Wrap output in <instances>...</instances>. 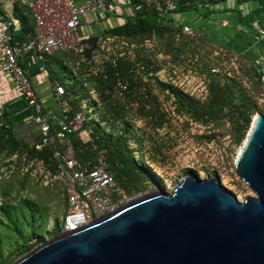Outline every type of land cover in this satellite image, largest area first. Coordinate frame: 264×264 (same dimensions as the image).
I'll return each instance as SVG.
<instances>
[{
    "label": "trees",
    "instance_id": "trees-1",
    "mask_svg": "<svg viewBox=\"0 0 264 264\" xmlns=\"http://www.w3.org/2000/svg\"><path fill=\"white\" fill-rule=\"evenodd\" d=\"M223 1L233 5L227 10L232 16L231 35L227 41L217 38L215 42L213 39L202 36H188L182 33L179 27L160 25L153 15L146 13H138L134 17L120 21L116 28L108 32L110 37L128 45H139L148 41L154 57L158 55L166 57V71L170 78L165 82L160 81L156 75L159 71L158 67L153 69V75L150 77L152 84H144L138 76L135 79L132 76H126L125 71L130 64L123 59H119L115 68L108 66L104 77L102 75L84 77L86 66L78 57L62 54L60 59L55 58V54L45 59L44 74L47 76V81L57 80L65 90L63 95L55 93L52 95L58 112L71 114L80 104L89 103V108L97 118V121L89 119L84 122L83 126L91 130L86 140L67 138L73 149V157L82 163L93 160L98 151H102L114 181L126 196L132 197L153 186L149 184L145 173L152 174L151 165L156 163L158 157H162L163 149L158 147L155 136L145 134L141 129H134V123L139 119L146 121L151 115L153 125H165L169 117L168 103L172 107L171 114L185 115L204 125L226 123L228 129L220 136H228L233 147L239 146L244 139L256 105L251 93L247 91L233 70L219 71L221 65L216 63L200 67L196 65L194 69L201 74L204 73L206 78L204 80L206 95L203 100L193 97L183 87L180 88L174 83L176 67H179L180 63L183 64L185 60L190 61L189 58L193 56L197 57L199 54L201 56L199 50L205 48L220 52L225 58L228 54L244 58L248 61V71L251 73L252 82L256 86L261 85L263 69L259 67L258 58L259 55L264 57V0H217L215 4ZM210 2V0H178L175 11L196 12L206 17L213 13L209 9ZM247 6H250L249 10H245ZM24 11L25 9L18 4L12 6V17L18 21L21 31L26 33L32 30L33 20L29 14L22 15ZM0 16L3 14L0 13ZM260 37L263 39H259ZM252 40H258V43L250 47L249 43ZM54 64L63 69L65 80L57 76L52 69ZM73 70L76 75L73 74ZM117 73L119 77L128 79V87L123 97H119L114 88ZM82 78H84L83 82ZM141 87L145 88L144 92L151 99L152 106L147 111L139 108L133 112L128 106V101L138 97L142 105ZM13 126L12 120L8 118L4 110L0 116V158L16 156L11 162L16 165V170L19 169L18 174L22 176L33 172L30 160L34 156L52 168V162L49 161L50 151L43 149L40 152H34L30 144L17 140L12 132ZM108 126L114 127L108 130ZM129 145H136V147L131 148ZM143 145H150L149 149L147 150ZM22 149L27 152V157L23 160L21 159ZM135 153L138 154V159ZM153 176L154 185L158 187L160 181L156 174ZM37 179L41 180L38 177ZM52 184L60 188L64 201L62 187L57 183ZM41 208L29 198L11 203L2 197L0 217L6 220L19 235L20 230L16 227L18 221L24 220V215L27 216L26 227L36 223V227L39 228L45 223V214ZM49 232L57 236L60 232V221L55 223ZM27 238L37 243L43 242L42 237L33 229ZM32 247V245H22L20 252L27 253ZM0 264H7V261L0 260Z\"/></svg>",
    "mask_w": 264,
    "mask_h": 264
},
{
    "label": "built area",
    "instance_id": "built-area-1",
    "mask_svg": "<svg viewBox=\"0 0 264 264\" xmlns=\"http://www.w3.org/2000/svg\"><path fill=\"white\" fill-rule=\"evenodd\" d=\"M210 1L209 9L213 13L202 17L201 13L175 11L178 0H6L10 7L14 4L23 7L25 11L22 15L29 14L33 26L21 38H15L11 22L0 17V73H3L6 83L14 92V100L21 101L26 107L27 117L19 121L20 127L34 128L35 137L27 144L34 152L43 149L50 151L52 168L35 156L30 160V165L43 183H57L63 189L60 233L79 229L93 219L112 213L127 203L126 194L114 181L102 151H98L93 160L82 163L73 157V149L67 138L86 140L91 130L83 126L84 122L89 119L97 121L88 104H80L71 114H44L38 92L31 82V73L23 62L35 66V71H43L47 57L62 53L80 59L86 66L84 77H104L108 66L115 68L119 59H123L130 64L125 71L126 76L134 79L138 76L144 84H152L150 77L153 69L158 67L156 75L165 82L169 77L164 79L159 74L166 71V57H154L148 41L128 45L110 37L108 32L116 28L120 21L146 13L153 15L160 25L179 27L188 36L227 41L232 24V16L227 10L233 5L228 1L220 4H215L217 0ZM249 9L250 6L245 8ZM73 74L76 75L75 70ZM47 84L46 89L52 95L65 93L57 80ZM127 87L128 79L119 77L117 73L114 81L117 95L123 97ZM144 91L145 88L141 87L142 105L138 97L128 101L133 112L139 108L146 111L151 109V99ZM3 111L4 105L0 104V116ZM151 117L146 121L137 120L134 129H141L145 134L160 133L162 125H153ZM25 157L27 152L22 149L21 159Z\"/></svg>",
    "mask_w": 264,
    "mask_h": 264
},
{
    "label": "water",
    "instance_id": "water-1",
    "mask_svg": "<svg viewBox=\"0 0 264 264\" xmlns=\"http://www.w3.org/2000/svg\"><path fill=\"white\" fill-rule=\"evenodd\" d=\"M232 168L253 194L241 202L216 176L185 175L171 193L151 189L10 264H264V115Z\"/></svg>",
    "mask_w": 264,
    "mask_h": 264
},
{
    "label": "rangeland",
    "instance_id": "rangeland-1",
    "mask_svg": "<svg viewBox=\"0 0 264 264\" xmlns=\"http://www.w3.org/2000/svg\"><path fill=\"white\" fill-rule=\"evenodd\" d=\"M259 39L263 38L260 37ZM257 43L258 40H252L249 45L252 47V45ZM202 50H199L201 56H199L200 54L197 57L193 56L189 58L190 61L185 60L183 64L180 63L179 67H176L174 83L180 88L183 87L193 97L203 100L206 95L204 86L205 74H201L198 71L199 74L194 67L196 68V65L200 67L215 63L220 64L222 70L219 68V71L233 70L247 91L251 93L256 105L253 115L255 113L264 115V89L261 85L256 86L252 82L251 73L248 71V61L236 55L228 54V57L225 58L220 52L205 48ZM61 55L62 53H57L55 58L62 59ZM258 61L260 69L264 71V57L259 55ZM52 69H54L57 76L65 80V73L59 65L54 64ZM246 72L248 73L245 74ZM159 77L170 78L167 71L164 74H159ZM86 104L89 105V103ZM167 109L169 117L166 120V124L161 126L163 130L160 133H149V135L155 136L158 147H163L162 157H158L156 163L153 162L155 164L151 165L152 174L145 173L149 184L153 186L132 197L126 196L125 202H128L133 197L144 195L151 189L169 194L172 191L173 184L177 183L185 175L191 174L196 175L199 179L216 176L220 184L232 192L239 202L245 197L252 196L253 194L238 179L232 168L233 160L241 144L233 147L228 136H220L221 133L228 129L227 124L221 122L204 125L189 119L185 115L171 114L172 107L169 106V103ZM113 127L108 126V130ZM82 137L84 136L82 135ZM206 137L210 138L207 139ZM129 146L131 148L136 147V145ZM143 146L148 150L150 145ZM135 157H138L137 153H135ZM11 161H14L11 157L0 158V195L2 194L0 201L2 197L11 203H17L20 199L29 198L42 207L46 221L39 228L36 227V223H33L31 227H26L27 216L24 215V220H20L17 223L16 228L20 230L18 235L15 229L13 230V227L0 217V260L7 261V264L26 254V252H20L22 245H32V248H34L54 238L55 236L51 235L49 231L55 223H59L64 208L63 197L57 185L45 184L41 180L39 182L32 171L29 175H19V169L16 170V165H13ZM153 174H156L160 181L158 187L154 185ZM32 229L42 237L43 242L37 243L33 239L27 238Z\"/></svg>",
    "mask_w": 264,
    "mask_h": 264
},
{
    "label": "crops",
    "instance_id": "crops-1",
    "mask_svg": "<svg viewBox=\"0 0 264 264\" xmlns=\"http://www.w3.org/2000/svg\"><path fill=\"white\" fill-rule=\"evenodd\" d=\"M0 13L3 14V16L0 17L11 22L15 38H21L23 32L19 24H16L14 17H12V6L10 7V5L6 3V0H0ZM23 65L31 73L32 84L38 92L39 102L43 107L44 114H57L58 107L53 101L51 91L46 89L48 81L47 76L44 74V70L35 71L36 67L27 62H23ZM15 98L16 96L6 83L3 73H0V104L4 105L6 115L12 120L14 125L12 132L17 140L30 143L35 137V131L34 128L20 127L19 121L27 117V110L23 103H21V101L16 102L14 100Z\"/></svg>",
    "mask_w": 264,
    "mask_h": 264
}]
</instances>
